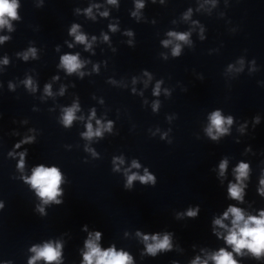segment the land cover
I'll use <instances>...</instances> for the list:
<instances>
[{"label": "clouds", "instance_id": "clouds-1", "mask_svg": "<svg viewBox=\"0 0 264 264\" xmlns=\"http://www.w3.org/2000/svg\"><path fill=\"white\" fill-rule=\"evenodd\" d=\"M109 3L115 4L116 0H109ZM17 0H0V27L8 26L11 29L9 20L4 17H10L11 19H17L16 9L18 8ZM137 8L144 7L143 3L138 2L136 5ZM89 14L91 9L86 10ZM107 15V13H103ZM135 15V13H133ZM78 25H73L70 31V34L75 35V39L79 43H86V37L83 34H76ZM170 36H174L177 40L187 41L188 36L186 33H169ZM105 40L108 39L107 36L104 37ZM6 37H0V42H2ZM95 39V37H93ZM167 46L170 41L163 42ZM71 47V45H69ZM90 47V45H86ZM32 54H35V49H30ZM180 54V46L176 45L173 48V56H178ZM27 59V54L24 57ZM7 63V60L4 61ZM60 66L66 69L67 73L71 74L76 72L82 67V63L78 59V55L66 54L61 57ZM27 86H32L31 78L26 81ZM12 87V85H10ZM34 90V89H33ZM45 92L48 95H51V85H45ZM159 93V84H157V89L154 94L158 95ZM78 106L73 105L71 108L64 110L63 124L65 127L71 126L75 117V111ZM94 115V113H93ZM210 126L206 129L208 136L216 141L220 136L225 135L229 132V129L225 127V124L232 125L233 117L229 115L227 118L221 115L220 110L214 111L210 116ZM255 123H259V117L254 118ZM97 124H100V121L97 120ZM243 127V126H242ZM108 128H111V121L108 124ZM215 130V134L214 131ZM88 139H91L93 136H101L102 132L100 128H97L93 131L91 123L87 125V131L82 134ZM33 137H27L22 140L20 143L15 145L16 148H19L22 143L32 142ZM250 148L245 149V151H250ZM12 155V153H9ZM24 155L25 153H20V161L18 167L23 169L24 167ZM123 161H121L122 163ZM133 167L139 168L140 165L133 161ZM228 167V160L222 159L219 163V176L224 177ZM250 163L243 160L239 161L236 167L233 169L235 176V182L231 180L227 184L226 195L230 200H234L243 204L245 197V189L248 188V184L245 181H248L250 178ZM24 182L29 184L32 189L36 190V195L41 198L44 204L49 202H55L57 204L61 203L57 199L58 196L62 195V190L60 185L62 183V174L56 166L45 167L44 165H39L32 170V175L30 177H23ZM136 179H139L141 183L151 182L155 185V176L149 174L147 169H145V175L137 176L135 173L128 177L127 184L125 187H130L132 182ZM257 192L261 197H264V172L261 173L259 178V187ZM0 207H3L0 204ZM38 211L41 214H44V209L42 207L38 208ZM200 211L199 206L190 207L186 215L190 218L197 217ZM181 215V214H178ZM231 217V227L224 223L225 220H228ZM213 233L217 238L223 239L225 245L231 248V251L227 247H221L218 251H215L207 255L206 259H201L200 256H196L195 259L191 261V264H209V261L212 264H239V261L234 258L236 256H243L244 251L247 250L251 256L257 260L264 257V209L258 210L257 215L246 214L244 209L237 207L235 204H229L227 210L223 212V215L215 218L213 221ZM84 231H87V225L83 227ZM224 230V231H220ZM227 233L226 235L224 233ZM89 238L85 241V248L87 251L82 253L83 259L81 264H133V256L129 252L120 250L117 251L115 245H112L106 249H102L97 243L100 241L102 232L95 231L94 233H89ZM137 236L141 237L142 241L145 244V252L142 255L146 254L151 257H156L158 253L169 252L173 248L172 244V233L165 232L162 236L160 233L143 234L137 232ZM151 241V242H149ZM62 248L63 244L57 241L55 244L53 242H46L42 246L34 245L31 247L30 251L34 255L28 260V264H36V261L43 260L45 264H52V262H57L61 264L62 262ZM203 251V250H202ZM172 264H177L176 261H173Z\"/></svg>", "mask_w": 264, "mask_h": 264}]
</instances>
